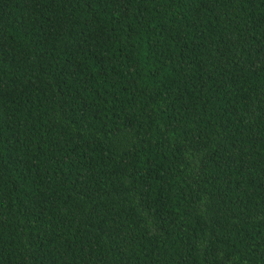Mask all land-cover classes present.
I'll use <instances>...</instances> for the list:
<instances>
[{
    "label": "trees",
    "instance_id": "16d2710c",
    "mask_svg": "<svg viewBox=\"0 0 264 264\" xmlns=\"http://www.w3.org/2000/svg\"><path fill=\"white\" fill-rule=\"evenodd\" d=\"M0 264H264V0H0Z\"/></svg>",
    "mask_w": 264,
    "mask_h": 264
}]
</instances>
